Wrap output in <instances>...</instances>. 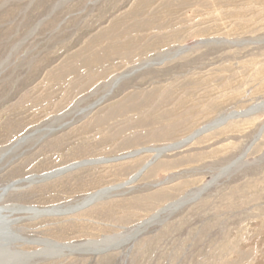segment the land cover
<instances>
[{
	"label": "rangeland",
	"instance_id": "1",
	"mask_svg": "<svg viewBox=\"0 0 264 264\" xmlns=\"http://www.w3.org/2000/svg\"><path fill=\"white\" fill-rule=\"evenodd\" d=\"M11 184L0 205L40 209L119 188L13 215L28 239L108 250L15 242L0 264H264V0H0Z\"/></svg>",
	"mask_w": 264,
	"mask_h": 264
},
{
	"label": "bare ground",
	"instance_id": "2",
	"mask_svg": "<svg viewBox=\"0 0 264 264\" xmlns=\"http://www.w3.org/2000/svg\"><path fill=\"white\" fill-rule=\"evenodd\" d=\"M226 119H224V121ZM211 127H213V126H211ZM206 130L207 129L205 128V130H202V131L197 132L196 134H193L191 137L188 138V140L191 141V139L195 138L196 136H198L199 134H201L203 131H206ZM189 141H187V142H189ZM187 142H185V143H187ZM178 147H179V144H177V145L171 144V145H167V146H165L163 148H157V149L155 148V149H153V151H155L157 153L156 156L158 157L161 153H163L165 151L168 152V150H170L172 148L176 149ZM137 153L138 152L136 151V152L131 153V154L127 155V156H131V155H134V154H137ZM114 160L115 159L113 158V159H105V160L93 159V160H87L85 162L83 161V162L71 165L70 167L61 169L60 171L58 170L59 172L55 171L52 174L50 173L46 178H50V177L59 175L62 172L70 171L71 169H76V168H78L80 166H83V165H92L94 163H99V162L106 163V162H111V161H114ZM148 165L149 164L144 166L136 175H134L130 179V181H128V183H132L133 181H135L137 179V177H139V175L144 171V169ZM128 183L121 184V186H124V185H126ZM12 187H14V184L8 185V186L0 189V200L5 196V194H7V192ZM117 188H119V187L118 186H113V187L101 189L98 192L88 196L87 198H85L84 201H82V202H80V203H78L76 205L55 206V207L48 208V209H40L38 207L18 205V204L0 205V247H2V248L7 247V246L11 247L12 244H14L15 242H35V243H41L43 245H46V247H50V248L53 247L54 249H56L55 250L56 252H61V253H66V254L67 253H73V252L100 253V252L108 250L109 249L108 247H106V248L100 247L98 245V241L97 242L96 241H88V242L79 243V244H69V243L68 244H61V243H57L55 241L48 240V239H28L27 237L22 236L20 233L16 232L13 229V225L15 223H18V221L22 218V217L14 218L13 215H14V213H17V214L18 213H28L30 215V217H35V216H41V215H66V214H70V213H73L74 211L81 210L84 207H87L88 205H90V204H92V203H94L96 201H100V200L104 199L105 197L110 195V193L113 190H115ZM180 201L172 203L171 205L168 206V208H166L164 210H167L169 208H174V207L178 206L179 204H181ZM148 222H151V221H148ZM143 225H140V226L136 227L135 230L133 231V233L131 232L132 234H130L129 238L130 239L133 238L137 233L142 231ZM147 227H148V225H147ZM124 243L123 242H118V243H116L114 245V248L122 246ZM16 251L22 256H24V255L25 256H30L31 255V253H29L30 255H27V253H25L23 251H20V250H16ZM52 251H54V250H52Z\"/></svg>",
	"mask_w": 264,
	"mask_h": 264
}]
</instances>
